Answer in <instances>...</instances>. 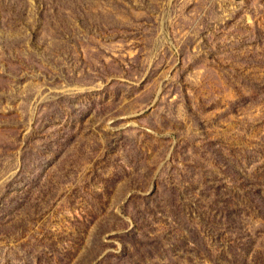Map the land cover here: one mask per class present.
I'll list each match as a JSON object with an SVG mask.
<instances>
[{
  "label": "rangeland",
  "instance_id": "374dc122",
  "mask_svg": "<svg viewBox=\"0 0 264 264\" xmlns=\"http://www.w3.org/2000/svg\"><path fill=\"white\" fill-rule=\"evenodd\" d=\"M1 30L0 264H264V0H0Z\"/></svg>",
  "mask_w": 264,
  "mask_h": 264
},
{
  "label": "trees",
  "instance_id": "16d2710c",
  "mask_svg": "<svg viewBox=\"0 0 264 264\" xmlns=\"http://www.w3.org/2000/svg\"><path fill=\"white\" fill-rule=\"evenodd\" d=\"M2 34H0V40L1 41H7L10 43H14L11 41L10 36L5 33V31L1 30ZM212 146V145H210ZM218 152V151H217ZM221 163H223V168L225 170V173L233 179L236 183H238L239 187L244 191H246L247 197L250 199V202H262L263 201V195L262 191L255 187L254 183L249 180L245 175L241 174L238 170V167L236 166L235 163L231 161V159H226L222 156H219ZM221 186L222 184H219L215 187L216 189V194L213 202L211 203V210L214 211L217 215L216 216H221L220 218L225 219L226 221L229 222L230 225L236 226L240 224L238 222V208L233 206L227 197L222 194L221 191ZM8 187V186H7ZM212 187V186H211ZM10 191V190H9ZM182 194H179L178 192H175L172 194L170 200L172 201H177L178 198L182 197ZM223 195V197H222ZM169 201V200H168ZM169 203H171L169 201ZM181 209V206H179ZM259 207V206H258ZM257 207V208H258ZM175 210L177 209V206L173 207ZM178 211H174L175 216H179L180 218L186 217L185 214L181 211L179 215H177ZM212 215V213H211ZM188 221V220H186ZM180 223V222H179ZM189 227V226H187ZM96 242H99L98 239H95ZM128 248L124 250V254H127Z\"/></svg>",
  "mask_w": 264,
  "mask_h": 264
}]
</instances>
